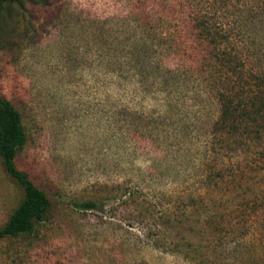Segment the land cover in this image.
<instances>
[{
    "label": "rangeland",
    "instance_id": "374dc122",
    "mask_svg": "<svg viewBox=\"0 0 264 264\" xmlns=\"http://www.w3.org/2000/svg\"><path fill=\"white\" fill-rule=\"evenodd\" d=\"M222 52L263 86L264 0L6 5L0 97L51 207L0 264H264V132L217 144ZM23 199L0 159V229Z\"/></svg>",
    "mask_w": 264,
    "mask_h": 264
},
{
    "label": "trees",
    "instance_id": "16d2710c",
    "mask_svg": "<svg viewBox=\"0 0 264 264\" xmlns=\"http://www.w3.org/2000/svg\"><path fill=\"white\" fill-rule=\"evenodd\" d=\"M18 1L0 0V22L6 5ZM218 40L227 39L222 35V38L220 36ZM208 49L212 50V47ZM226 53L222 52L224 58L220 61L227 72L233 71L236 79L232 80L227 75L220 78V82L227 83L225 91L227 90L229 94L219 95L221 110L215 123V134L218 138L217 144H220L221 149H232L233 147L236 149L239 146H248L251 143L247 141L248 139L257 140L262 137L261 134L264 132V83L262 87L257 85V81L261 83L259 77L254 78L249 73L246 76L243 68L234 60L235 58ZM25 143L26 134L19 112L10 101L0 97V159L7 174L24 190V199L6 226L0 229V240L31 234L34 230V223L41 220L51 207V201L47 195L16 166V156ZM74 206L82 211H98L102 207V202H76Z\"/></svg>",
    "mask_w": 264,
    "mask_h": 264
}]
</instances>
